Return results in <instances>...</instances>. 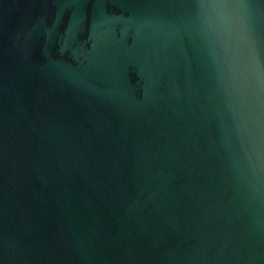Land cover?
Wrapping results in <instances>:
<instances>
[{
    "label": "water",
    "instance_id": "95a60500",
    "mask_svg": "<svg viewBox=\"0 0 264 264\" xmlns=\"http://www.w3.org/2000/svg\"><path fill=\"white\" fill-rule=\"evenodd\" d=\"M0 264H264V0H0Z\"/></svg>",
    "mask_w": 264,
    "mask_h": 264
}]
</instances>
